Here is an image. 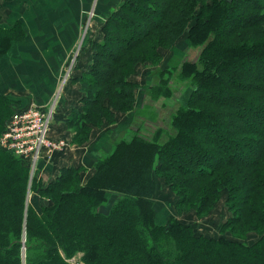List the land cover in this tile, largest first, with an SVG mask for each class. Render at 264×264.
<instances>
[{"label":"trees","instance_id":"1","mask_svg":"<svg viewBox=\"0 0 264 264\" xmlns=\"http://www.w3.org/2000/svg\"><path fill=\"white\" fill-rule=\"evenodd\" d=\"M101 31L77 80L81 107L66 125L88 133L102 120L113 125L116 113L137 117L138 91L165 98L172 78L191 83L187 103L171 115L164 142L131 132L85 183L81 166L43 185L33 178L39 209L25 206L28 163L0 149V264H264V0H123ZM23 37L20 27L0 28V53ZM117 38L124 47L98 61ZM181 42L201 49L196 59L159 66L157 84L133 79L137 65ZM12 102L0 94V134ZM160 178L177 197L163 224ZM225 188L231 216L220 233L231 239L195 235L179 220L210 212ZM250 233L257 239L248 244Z\"/></svg>","mask_w":264,"mask_h":264},{"label":"crops","instance_id":"2","mask_svg":"<svg viewBox=\"0 0 264 264\" xmlns=\"http://www.w3.org/2000/svg\"><path fill=\"white\" fill-rule=\"evenodd\" d=\"M122 3L123 0H0V28L20 27L24 36L0 54L2 92L19 101L22 108L33 104L44 106L57 91L66 67L72 64L75 68L71 72L72 79H68L69 83L67 81L69 85L61 86L56 115L49 131L51 138L70 134L63 119L81 107V93L73 82L87 72L91 63V46L86 40L91 37L101 40L102 36H98L101 25ZM83 32L85 41L80 45ZM170 51L168 66L175 64L181 53L178 48ZM158 71L156 68L143 69L135 81L146 87L155 84ZM141 92L137 93V104L143 98ZM129 115L118 113L116 123L99 129L82 149L70 147L51 154V157L43 156L37 163V177L52 181L62 167L85 166L82 183L87 182L94 173L92 166L96 160L104 158L123 138L121 127L129 124L132 118ZM126 119L129 121L125 123Z\"/></svg>","mask_w":264,"mask_h":264},{"label":"rangeland","instance_id":"3","mask_svg":"<svg viewBox=\"0 0 264 264\" xmlns=\"http://www.w3.org/2000/svg\"><path fill=\"white\" fill-rule=\"evenodd\" d=\"M107 18H106V20H107ZM106 20L101 25V28L106 23ZM119 30H122V27H119ZM83 33L84 34H82L80 36V39H79L80 45L85 41L84 40L85 39V32H83ZM98 36H100V37L102 36L101 29L99 30ZM86 39H88V38H86ZM96 41H98V40L97 39L93 40L92 37H91V39L86 40V42H89L88 44H90V46H91V53H93V50H94L93 45ZM111 45H113V49L111 50V54L110 55L107 54L109 56H106V54H104V55L101 54L100 57L98 58V61L103 60L106 63L110 62V61H106V60H110L112 57L116 56L117 52L124 47V43L121 41V38L114 39L111 42ZM179 45H180V43L177 44L175 49L180 48V50H181L180 57L177 61L175 59V61H176L175 64L169 65V66H173V67L178 66L179 63L184 59L187 61H192V60L196 59V57L198 56V54L201 50L199 47H196V46L195 47H192V46L186 47V45H183V44H182V46H179ZM160 51H161V57L162 58L157 59V58L153 57L155 60V63L153 61H151V62L154 64H152L151 62H144L142 64L137 65L136 66V71H137L136 75H140L141 72L143 71V69L156 68L159 70L160 68L162 69L165 66L167 67L168 66L167 63L169 60L168 54H170L169 52H171V51L167 50L165 48H162ZM0 54H2V53H0ZM92 59H93V57L91 56V62H92ZM89 66H88V68H89ZM159 66H160V68H159ZM74 69L75 68L72 66V64L70 66L66 67L65 74H64L63 78L61 79L59 87L53 96V99L57 95L59 96V94L62 90L61 86L68 84L69 81L72 79L71 78L72 77L71 72ZM78 73L79 72H77V74ZM173 75H174V73H173ZM135 77L133 78L134 80H135ZM68 79H69V81H68ZM67 81H68V83H67ZM156 81H157L156 82V84H157L159 81L158 74L156 76ZM73 84H76L78 87H80V82H75V83L73 82ZM68 85H67V87H68ZM150 85H153V84H150ZM168 89H169V92L167 94L168 96H165V98L159 97L158 99H156L154 101V100L150 99V97L145 96L141 99L140 104H142V107L139 109V111H142L143 113H144V111H146V112H145V114H142V112L138 113L137 117H134L131 115L132 118L130 121H129V119H126L125 123L127 121H129V124L127 126L123 125V127H121L122 132L124 131L123 132V135H124L123 138H128L130 136L131 132L137 131L139 135H141L147 139L152 140V139L157 138V136H158L159 142H164V140L167 139L169 134H168V130L166 128L169 125L170 117L180 107L184 106L187 103V100L189 98L192 86H191V83L189 81H182V80H179L177 78H172V80L168 84ZM0 94H4L6 96L8 95V94L2 92L1 89H0ZM10 95H13V94H11V92H10ZM58 96H57V98H58ZM80 96L82 97L83 95L80 94ZM11 100L13 101L11 104V110H12L11 116H12L14 114V112L21 109L22 107H20L21 104L19 103V101H15L13 99H11ZM23 108H25V107H23ZM129 113H127V114H129ZM116 114H118V113H116ZM120 114H125V113H120ZM129 117H130V115H129ZM260 117L261 116H259V118ZM132 120H134V123L130 124V122ZM143 122H145V123H143ZM114 123H116V122H114ZM141 123L143 126H141ZM110 124L112 125L111 122L109 123V122H106L105 120L100 121L98 125L90 124V126L92 128L88 131V133H87V131H83V132L78 133L79 128L69 127L68 125H66L67 126L66 128H67L68 132H70V134L69 135L65 134V135H63V137L57 136V138H56L57 140L59 139L61 141V143L64 145V148L62 150L61 149L56 150L53 153L62 152L66 148L70 149V147L78 148V149L84 148L87 144H89V142L96 135V133L98 132L99 129L106 128ZM4 129H5V127H4ZM158 129H161V131L157 133L156 131H158ZM84 134H86V135L84 136ZM0 136H1V134H0ZM50 139H51V141L56 140L54 138H50ZM238 150L242 151V155H244V158L250 157V151L249 150H245L242 148H239ZM53 153H51V154H53ZM51 154L48 155V154L43 153L44 156H50V157H51ZM81 167L84 168V170L81 172V182H82L83 181L82 175L85 172L86 168H85V166H81ZM36 169H37V166L33 167L32 165L28 164V171H29V179L28 180L29 181H28V188L26 191V198H25L26 208L28 205H30L31 207H35L36 209H39V205L41 203V198L38 199V196H36L34 193H32V190H31L33 178L35 181L33 186H35L37 183L41 184V185L48 183L47 179H45V178L39 179L37 177ZM44 179L47 180V182ZM160 179L162 182L160 181ZM160 179L158 180V188L156 189L154 200L157 202V204H159V202H161V201H165V203L161 202L162 205L164 206V207H162L163 211L160 208L161 211L156 216L157 222L160 224H163V223H165L168 215L174 214V205H175V202L177 200V197L175 196L174 191L172 190L170 185H165L164 180L162 178H160ZM227 196H228V191L225 188L222 190L220 199L213 205V207L210 209V212L198 217L196 215L197 212L195 210H192L190 212L189 211L185 212L181 217H178V218L185 225L190 226L195 235H198V236L203 235V236L212 237V238L223 236L225 238L231 239V236H230L231 234H230L229 230L224 231L225 234L220 233L221 228L223 226V223L226 222V220L231 216V214L227 210V207L225 204V202L227 200ZM253 234L254 233H250L246 236L245 239L244 238L243 239L246 240V242L248 244H250L257 239L256 236ZM24 254L25 253L22 252V263H24L23 262Z\"/></svg>","mask_w":264,"mask_h":264},{"label":"built area","instance_id":"4","mask_svg":"<svg viewBox=\"0 0 264 264\" xmlns=\"http://www.w3.org/2000/svg\"><path fill=\"white\" fill-rule=\"evenodd\" d=\"M60 90V89H59ZM58 96V95H57ZM57 96L44 106L30 105L14 112L0 136V149L10 152L33 167L44 156L63 149L61 141L49 135L54 120Z\"/></svg>","mask_w":264,"mask_h":264},{"label":"bare ground","instance_id":"5","mask_svg":"<svg viewBox=\"0 0 264 264\" xmlns=\"http://www.w3.org/2000/svg\"><path fill=\"white\" fill-rule=\"evenodd\" d=\"M29 198V197H28Z\"/></svg>","mask_w":264,"mask_h":264}]
</instances>
